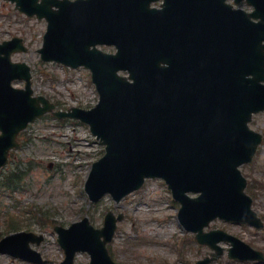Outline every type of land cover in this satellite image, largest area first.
Returning a JSON list of instances; mask_svg holds the SVG:
<instances>
[{
	"label": "water",
	"instance_id": "water-1",
	"mask_svg": "<svg viewBox=\"0 0 264 264\" xmlns=\"http://www.w3.org/2000/svg\"><path fill=\"white\" fill-rule=\"evenodd\" d=\"M8 1L47 19L44 61L92 72L100 103L89 111L54 113L88 124L106 145L86 185L91 199L109 192L119 201L159 177L182 204V224L202 243H211L203 229L216 218L263 227L239 167L252 160L262 140L248 123L264 111V0H246L255 7L252 14L233 10L226 0H165L161 10L151 8L158 0ZM98 44L115 45L118 53L105 54ZM21 51V39L0 44V168L19 133L55 108L32 96L30 67L11 62ZM15 80H25L26 89L13 88ZM115 230L112 214L102 230L87 220L58 229L64 264H74L79 251L89 252L92 264H114L105 246ZM34 241L31 234L10 236L0 253L42 263L29 248ZM239 244V259L264 261Z\"/></svg>",
	"mask_w": 264,
	"mask_h": 264
},
{
	"label": "rangeland",
	"instance_id": "rangeland-1",
	"mask_svg": "<svg viewBox=\"0 0 264 264\" xmlns=\"http://www.w3.org/2000/svg\"><path fill=\"white\" fill-rule=\"evenodd\" d=\"M46 26L45 21L29 18L17 11L14 4L0 0V41L13 37L25 40L29 52L14 56V60L32 66L35 94L46 96L64 110L91 106L97 93L88 71L74 72L58 64L41 62L37 50L42 46ZM16 85L22 87V83ZM251 128L264 132V113L254 117ZM103 151L104 147L88 127L76 121L61 122L48 115L30 125L20 148L1 173V183L9 178L14 192L0 186V240L18 231L43 234L44 242L34 248L49 264H62L64 253L54 227H69L88 216L100 228L105 215L112 211L124 215L108 246L118 264H194L210 255V249L199 245L194 235L179 224V204L161 180H148L141 190L119 203L106 196L98 204H91L84 183ZM51 164L53 167L49 168ZM242 171L249 181L254 209L264 218V144ZM211 228L224 229L264 252V229L218 220ZM0 264L30 263L0 255ZM76 264H90L89 256L78 254ZM213 264L259 263H239L224 256Z\"/></svg>",
	"mask_w": 264,
	"mask_h": 264
}]
</instances>
